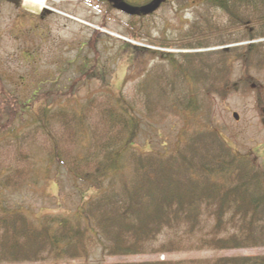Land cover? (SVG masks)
Segmentation results:
<instances>
[{"label": "trees", "instance_id": "trees-1", "mask_svg": "<svg viewBox=\"0 0 264 264\" xmlns=\"http://www.w3.org/2000/svg\"><path fill=\"white\" fill-rule=\"evenodd\" d=\"M136 1L150 8L156 0ZM105 4L117 7L114 0ZM203 4V18L191 25V42L179 48L225 47L157 53L165 66L148 69L138 82L148 112L171 98V109L187 119L199 105L206 106L209 94L223 97L235 88L253 87L247 67L264 66V0ZM136 7L139 20L125 25L133 38L146 34L143 22L152 12ZM218 12L226 14V21H218ZM227 29L241 36L226 38ZM211 35L217 39L210 41ZM197 37L206 41L196 43ZM232 62H240L246 75L232 80ZM119 100V95L105 92L71 110L51 109L46 102L26 105L33 107L25 110V104L15 102L5 107L10 116L27 113L28 118L3 132L5 138L14 137L15 144L9 141L12 159L0 164V263L87 258L96 245L109 257L264 247V171L254 158L232 151L210 122L188 133L184 121L179 142L168 153L141 151L133 143V108ZM93 110L95 121L89 123ZM38 136L50 141L46 164H62L75 179L102 188L73 213L37 217L3 202L4 189L37 184L40 177L30 172L25 162L32 159L19 141ZM80 141L85 145L78 150L69 144ZM104 264H264V254Z\"/></svg>", "mask_w": 264, "mask_h": 264}, {"label": "rangeland", "instance_id": "rangeland-1", "mask_svg": "<svg viewBox=\"0 0 264 264\" xmlns=\"http://www.w3.org/2000/svg\"><path fill=\"white\" fill-rule=\"evenodd\" d=\"M82 1L46 0L38 11L25 6L23 1L17 7L9 0H0V164L12 159L9 148L10 144H15L14 137L5 138L3 132L28 118L27 113L10 116L5 107L15 102L17 105L25 104V110L33 107L26 105L46 102L51 109L63 107L71 110L91 96L110 92L119 95L120 100L123 98L133 108V143L139 150L168 153L179 142L184 121L188 122V133L210 122L232 151L254 158L256 166L264 171V66L247 67L248 78L255 81L253 87L247 91L235 88L223 97L209 94L206 106L199 105L196 112L188 113L187 119L171 109V98L148 112L147 97L138 89V82L148 69L165 66L161 58L165 53L183 54L225 47L179 48L191 42V25L194 20L203 18L206 9L203 0H186L183 3L165 0L144 19L146 34L136 38L128 35L125 25L139 20L134 14L136 6L148 13L151 9L145 11V8L149 5L136 0H126L128 3L121 0L134 10L129 14L118 7L108 9L107 3L99 7L91 0L86 4ZM43 8L56 12L48 11L39 18ZM20 11L33 18L20 22L16 18ZM217 15L220 23L226 21L225 13L218 12ZM239 32L227 29L224 33L226 38H230L240 37ZM216 36L208 38L215 41ZM194 41L204 42L206 39L197 37ZM164 42L169 46L159 45ZM157 53L161 55L158 57ZM245 69L240 62H232V80L245 76ZM200 100L204 101V96ZM93 112L88 118L89 123L95 121ZM233 113L237 115L236 119ZM19 143H23L25 154L32 159V163L25 162L30 165V172L40 178L34 185L24 184L3 190V202L12 209L37 217L44 213H73L102 190L98 185L75 179L62 164H46L44 159L50 141L45 136L27 138ZM69 144L76 150L85 145L83 141ZM262 254L264 247L109 257L102 254L100 245H96L90 249L87 258L0 264H104L157 258L182 260Z\"/></svg>", "mask_w": 264, "mask_h": 264}, {"label": "flooded vegetation", "instance_id": "flooded-vegetation-1", "mask_svg": "<svg viewBox=\"0 0 264 264\" xmlns=\"http://www.w3.org/2000/svg\"><path fill=\"white\" fill-rule=\"evenodd\" d=\"M9 1H11V3L13 4V5H17V7L18 6H20L19 4L22 2V0H9ZM46 1V0H45ZM86 1L87 0H83L82 1V4H86ZM94 4H96L97 6H99V7H102V6H104L105 5V0H91ZM115 2H116V6L118 7V3L121 1V0H114ZM44 5H45V2H44ZM44 5H43V7H44ZM21 8V7H20ZM43 11H42V13L41 14H39V18H41V17H43L44 16V14H46V13H48V11H51V12H56V11H53L52 9H49V8H43L42 9ZM24 11V10H23ZM33 18V16H28L27 14H25L24 12H21L20 11V13H18V16H16V18L17 19H19V21L20 22H25V19H28V18ZM18 20H17V22H19Z\"/></svg>", "mask_w": 264, "mask_h": 264}, {"label": "water", "instance_id": "water-1", "mask_svg": "<svg viewBox=\"0 0 264 264\" xmlns=\"http://www.w3.org/2000/svg\"><path fill=\"white\" fill-rule=\"evenodd\" d=\"M160 0H156L155 3L150 7V8H145V11L149 10V9H153L156 7V5L158 4ZM118 8L124 12H127L129 14L133 13L134 10L129 8L126 4L122 3V2H119L118 3ZM233 117L236 119L237 118V115L235 113H233Z\"/></svg>", "mask_w": 264, "mask_h": 264}, {"label": "bare ground", "instance_id": "bare-ground-1", "mask_svg": "<svg viewBox=\"0 0 264 264\" xmlns=\"http://www.w3.org/2000/svg\"><path fill=\"white\" fill-rule=\"evenodd\" d=\"M23 4L27 7L35 8L36 10H41L45 0H22Z\"/></svg>", "mask_w": 264, "mask_h": 264}]
</instances>
